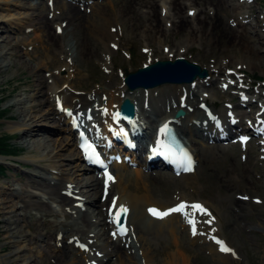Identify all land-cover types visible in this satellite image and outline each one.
Listing matches in <instances>:
<instances>
[{
    "label": "bare ground",
    "instance_id": "bare-ground-1",
    "mask_svg": "<svg viewBox=\"0 0 264 264\" xmlns=\"http://www.w3.org/2000/svg\"><path fill=\"white\" fill-rule=\"evenodd\" d=\"M235 1H239L238 8L232 4ZM196 2L205 6L199 12L193 7ZM228 4L229 11L226 9ZM244 4H249L251 8L250 0H170V12H160L156 0H122V8L117 14L107 18V6L98 0H0V92L4 85H9L20 76V69L27 70L34 78L29 88L4 102V109L9 114L5 121L15 125L7 129L12 134L20 135L18 144L25 149L29 158L0 155V163L11 169L8 177L0 181V231L3 233L0 264H190V257L180 258L175 253L169 254L167 260L158 262L150 254V248L143 246L141 241L148 232L163 231H169L179 240L175 227L176 222L179 224V216L184 217L180 226L188 232L193 243L213 253L216 259H220V264H229L230 256L224 259L226 251L221 250L222 236L215 230L213 222L207 215L192 208V205L199 204L191 199L196 184L189 182L194 180L196 171L179 179L163 173L157 165L152 166L155 169L149 172L136 171L134 193L130 190L133 184L125 183L120 173L111 171L109 179L104 170L100 172L101 169L90 164L96 161V156L90 158L89 152L79 148V136L75 132L77 130L80 134L85 129L90 138L94 141L99 138V142L100 138L109 137L108 129L113 128L115 112H119L124 100L129 98L136 105V126L152 132L166 124L173 126L186 140L197 163L200 162L201 149L191 144L192 139L196 144L197 137L206 139V142L230 140L237 147L247 150L248 159L252 150L250 136L264 132V104L261 106L258 103L259 99L264 98L263 92L251 96L254 90L244 87L241 97H235L242 102L235 107L238 114L234 116L229 115L233 111L231 106L220 114L213 112L215 102L205 95L203 88L213 85L209 78L190 84H163L147 90H131L127 83L121 85L109 80L107 88L81 98L68 94V91L77 89L74 82L76 74L71 70L78 59L98 56L101 54L100 44L107 47L114 44L129 27L137 36L146 38L148 47L151 42L154 45H167L165 41L169 36L185 32V39L178 40L176 46L181 54L179 58H182L183 45L188 44L189 40L192 42L198 34H206L205 30L209 27H222L219 20L211 17L214 11L216 14L222 11L226 13V27L230 30L227 37L232 44L245 47L249 55L247 64L264 70V57L256 56L255 52L259 49L249 45L252 36H249L245 22L250 16L246 12H239ZM36 31L39 32L38 41L27 43L25 34L34 36ZM258 31L256 29L255 33L258 34ZM13 33L23 37L14 36ZM69 35L76 41L74 52L68 47ZM29 49H41L50 56L54 53L52 67L65 64L58 72L64 78L55 82L61 88L49 87V80L41 75L43 70L49 68L44 60L28 65V60L32 61ZM58 55L63 58L59 59ZM244 61L240 56L235 63L245 67ZM12 67H16V70L11 72ZM223 67L226 68V65L216 66L213 75L223 73L227 77L224 83L219 84L218 81L220 88L227 93L238 84L230 80L235 73L227 69L224 72ZM65 74L73 80L72 86L67 84ZM51 76L55 79V73H51ZM144 93L149 94L146 96ZM136 101L140 104L139 109ZM180 109L185 110L187 115L175 118ZM245 109L249 111L245 112ZM87 111L90 115L97 112V118L91 119ZM83 117L85 119L82 120ZM256 139V146H260L264 154V138ZM95 144L98 155L104 154L106 165L114 164L115 171L128 170V163L123 158L118 157L113 163V153L107 154V144ZM110 145L115 146L114 142ZM208 145L203 144L202 147ZM214 146L210 148L211 153L220 149L219 145ZM143 151L140 149L134 154L141 157ZM23 165L30 167L24 168ZM242 174L247 175V170H243ZM149 180L156 185L182 180L191 193L177 191L171 199L158 200L153 198ZM230 182V179L226 180L224 185H230ZM231 202L236 213H245L247 202L237 197ZM54 203L58 204V210ZM181 203H186L184 212H171L163 218L149 211L157 209L167 212ZM121 206L127 209L126 237L120 235L115 224V215ZM60 215L74 218L75 221L58 222ZM213 215L219 219V215L214 212ZM51 217L53 220L48 221ZM191 221L195 222V234ZM44 226L48 230H44ZM262 226L264 224L254 227ZM244 229H249V226L244 225ZM176 246L181 249L179 242ZM137 250L141 252L138 254ZM140 254L142 257L138 256Z\"/></svg>",
    "mask_w": 264,
    "mask_h": 264
},
{
    "label": "rangeland",
    "instance_id": "rangeland-1",
    "mask_svg": "<svg viewBox=\"0 0 264 264\" xmlns=\"http://www.w3.org/2000/svg\"><path fill=\"white\" fill-rule=\"evenodd\" d=\"M98 1L107 6V18L114 17L119 9L122 8V0ZM156 2L160 12H163L162 10L170 12V0H156ZM250 2L251 8H249V4H244L239 8V12H246L250 16L245 22V25L250 31L249 36H252V42L251 44L247 42V44L259 49L257 50L258 52L255 50L256 56L264 57V0H250ZM238 3L239 1H235L232 4H235V8H238ZM193 7L199 12L201 11L200 9H203L205 6L203 3L196 2ZM226 9L227 11L230 10V4L226 6ZM233 15L234 14H232V18ZM211 17L219 20L222 27L219 26V29H212L209 27L205 30L207 31L206 34H198L192 42L187 40V46L183 45L182 54L184 57L182 58H185L209 71V80L214 83L212 86H206L203 88L206 90L205 95L215 102L213 112L215 114H220L224 109H228L231 106L233 111L230 112L229 115L236 116L238 113L236 112L237 110H235V107L238 103H241L242 100L236 99L235 97H241L240 93L243 92L244 87L254 90V95L251 96H258V92H263L264 95V70L248 65L247 60L249 55L245 50V47H243L242 44H232L230 42L231 40L227 37L229 34L228 31L230 32V30L226 27L228 23L226 13L222 11L216 14V11H214V14ZM257 26L259 27L257 28ZM116 29L118 28L116 27ZM256 29L259 30L258 34L255 33ZM208 31H210L209 35ZM13 35L23 37V35H20L19 33H13ZM31 35L32 34L30 33L25 34L26 42H37L39 39V32L36 31L34 36ZM185 36V32L178 36H169L165 41L167 42V45H154V43L151 42L150 47H148L146 38L137 36V33H133V30L129 27L127 32L120 35L119 41L116 40L114 44H110L108 47L106 45H99L100 53H103V56L98 54V56L92 55L78 59V63H76L71 70L72 73L76 74L74 82L77 89L68 91V94H71L76 98L87 97L91 94H95L99 90L107 88L109 86L107 83L109 80H112V83L115 81L118 84L122 83L121 85H125V77L131 73H135L138 69L144 66L153 64L158 60L174 61L181 57V54H179L177 50L178 47H176L177 41L184 40ZM69 40L68 47L74 52L73 46H75L76 41L72 35H69ZM165 46H168L169 48H165ZM170 49H172V52H169ZM24 52L26 51L24 50ZM28 53L30 54L29 57L32 58V61L28 60V65L32 66L37 62L44 60L45 63H48L49 68L43 70L41 75L43 74L47 77L49 80V87L55 89L61 88L56 85L55 82L59 78H64L63 76H60L58 72L63 69L65 64H59L52 67L51 62L54 60V53L50 56V53L41 49H36L35 51L34 49H29ZM240 56H243L245 60V67H242V65L237 66L235 63ZM58 58L62 59L63 57L58 55ZM223 64L226 65V68L223 67L224 72L227 69L235 73L230 77L231 82L238 84V87H232L230 92L227 93L219 86V84L224 83V79L226 80L227 77L223 73L218 76H215V74L213 75L215 67H219V65ZM14 70H16V67H12L10 71L12 72ZM51 73H55V79L51 76ZM19 74L20 76L11 81L9 85H4L2 92H0V139L4 140L5 143L7 142L11 146L6 156L9 157L14 155L18 158H29L25 149L18 144V138L20 135L17 133L12 134L7 129L9 126L15 125L11 122L5 121L9 114L8 110L4 109V102L19 95L21 90L29 88L34 82V78L30 76L27 70L20 69ZM65 80L67 84L72 86L73 80L68 77V74H65ZM144 94L148 96L149 93ZM263 101L264 98L259 99L258 103L262 106L264 104ZM136 104L139 109V102L136 101ZM245 110H243V112L249 111V109ZM87 112L91 119L97 118L98 116L97 112L94 114L92 113V116L89 111ZM83 116L85 117L84 113ZM84 117L82 120L87 118ZM63 119L65 121L67 120V118ZM260 137L261 136L259 135L258 138ZM199 141L198 144H194L195 139L191 140L192 146L201 149L200 162L198 163L196 170L197 173L194 176L195 178H193L194 180L189 181L196 184L194 185L195 191L191 193L190 190L186 188L187 184L182 180L175 182L170 181L165 184L159 182L160 184L157 185L155 183L153 184V180H149L148 183L151 184V189L154 195L153 198L166 200L171 199V197L173 198L177 191L186 193L190 192L193 197H191V199L196 200V203L199 202L198 205H201L205 210L202 214L207 215L211 219L215 226V230H217L218 234L222 236L220 237L223 240H220L223 242L222 246L224 245L223 247L230 249V251H223L225 253L224 259L227 255V258L230 256L229 264H264V226L257 228L254 227L258 224H264V154L261 151L260 146H256V137H252L250 140L252 150L248 159L247 150L244 151L242 147H237L230 140L208 142L202 140ZM208 143H210V145H208ZM203 144H207L208 146L203 148ZM214 144L219 145L220 149L211 153L210 148L215 147ZM23 167L29 168L30 166L23 165ZM127 167V171H124L123 169L115 171V165L111 166L115 173L118 172L120 175L124 176L125 183L130 185L133 184L130 186V190L135 193V173L137 174L136 171H145V169L135 165H128ZM0 169L3 170V174H0V181H4L5 177H8L11 169L6 167L3 163H0ZM245 169L248 174L243 176L242 173ZM162 172L175 178V176L169 171ZM144 174L147 176L149 175L146 173ZM177 179H179V177ZM229 179L232 183L230 182V185L228 184L225 186V181ZM140 186H142L141 183ZM235 197H237V199L239 198L242 202H247L245 204L246 207L244 213L246 216L240 212L236 213L234 207L231 206V201ZM250 204L252 206H249ZM54 207H57V210L59 209L58 204L56 203H54ZM217 211L219 213H217ZM213 212L219 215V219H222L219 220L218 217L213 215ZM178 219L179 224L176 222L175 227L179 240L174 238L169 231H163L162 233L148 232L147 235H145V239L141 240L143 246L147 249L150 248L149 252L153 255L155 260H158V262L165 261V259H168L169 254L175 253L180 258L190 257V264H220V259H216L213 253L208 252L202 245L192 242L188 232L183 230L180 226V223L184 221V217L179 216ZM52 220V217L48 219V221ZM73 220L74 218L68 216L65 218L63 215H60L57 219L58 222L64 221L65 223H70ZM244 225L249 226V229H244ZM43 228L44 230H48V227L45 228L44 226ZM2 236L3 233L0 231V241L2 240ZM225 240L228 242H225ZM177 241L181 244V249L176 246L178 243ZM139 246L140 245L138 244V247ZM140 252V250H137L138 254ZM138 256L142 257L141 254Z\"/></svg>",
    "mask_w": 264,
    "mask_h": 264
},
{
    "label": "water",
    "instance_id": "water-1",
    "mask_svg": "<svg viewBox=\"0 0 264 264\" xmlns=\"http://www.w3.org/2000/svg\"><path fill=\"white\" fill-rule=\"evenodd\" d=\"M209 72L207 69H202L199 65L188 61L185 58H178L175 61H157L154 64L140 68L137 72L129 74L125 83L129 89H152L163 84H190L198 78L207 79ZM117 115L123 120H132L135 116V104L129 98H126L120 107ZM185 112L179 110L176 117H182ZM116 220L119 227H123L126 222V212H121V209L116 215Z\"/></svg>",
    "mask_w": 264,
    "mask_h": 264
},
{
    "label": "snow or ice",
    "instance_id": "snow-or-ice-1",
    "mask_svg": "<svg viewBox=\"0 0 264 264\" xmlns=\"http://www.w3.org/2000/svg\"><path fill=\"white\" fill-rule=\"evenodd\" d=\"M168 132H169V129H168L167 125H165L161 129V133L167 135ZM160 147L163 148V149H165L168 154L174 155V153L171 152V149L168 148V146L165 145L163 142H160ZM85 151L89 152L90 158L95 156V150L92 149V146L91 145H86L85 146ZM154 151H155V149H154ZM162 154H164V153H162ZM97 162L98 163L100 162L98 160V158H97ZM181 163H185L186 164L185 170H188V171L191 170V163L192 162H191L190 157H188V155L186 153H184V155H183V157L181 159ZM109 179H111V177H109ZM113 204L115 205V201H113ZM186 207L187 206L185 204L181 203L179 206H177V207H175L173 209H169L167 212H160L157 209H150L149 211L151 212L152 215L157 216L159 218H163L164 216L170 214L171 212H184V210H185ZM192 208L195 209V210L201 211V212L205 211L202 208V206L201 205H198V204L197 205H192ZM126 211H127V209L124 208L123 206H121V212H126ZM191 223L193 224V234H195V227H194V223L195 222L194 221H191ZM217 243H221V242L217 241ZM221 250L222 251H230V249H228L226 247H223V246L221 247Z\"/></svg>",
    "mask_w": 264,
    "mask_h": 264
},
{
    "label": "trees",
    "instance_id": "trees-1",
    "mask_svg": "<svg viewBox=\"0 0 264 264\" xmlns=\"http://www.w3.org/2000/svg\"><path fill=\"white\" fill-rule=\"evenodd\" d=\"M11 146L4 140L0 139V155H6L9 152ZM0 174H3V170L0 169Z\"/></svg>",
    "mask_w": 264,
    "mask_h": 264
}]
</instances>
